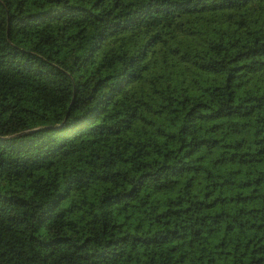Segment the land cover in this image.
Wrapping results in <instances>:
<instances>
[{
	"label": "trees",
	"instance_id": "obj_1",
	"mask_svg": "<svg viewBox=\"0 0 264 264\" xmlns=\"http://www.w3.org/2000/svg\"><path fill=\"white\" fill-rule=\"evenodd\" d=\"M0 264H264V0H0Z\"/></svg>",
	"mask_w": 264,
	"mask_h": 264
}]
</instances>
